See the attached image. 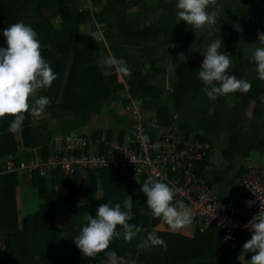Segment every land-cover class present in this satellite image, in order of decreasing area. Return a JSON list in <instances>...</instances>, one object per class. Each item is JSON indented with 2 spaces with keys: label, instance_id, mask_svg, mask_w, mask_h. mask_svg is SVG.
<instances>
[{
  "label": "trees",
  "instance_id": "16d2710c",
  "mask_svg": "<svg viewBox=\"0 0 264 264\" xmlns=\"http://www.w3.org/2000/svg\"><path fill=\"white\" fill-rule=\"evenodd\" d=\"M137 2L138 0H105L101 10L89 12L79 9L78 0H0V47L7 46L3 36L6 27L21 21L30 25L42 45V57L56 75L51 87L40 90L37 97L45 96L50 99L51 104L46 107V111L51 117L72 116L78 125L85 124L90 114L96 110L98 102L108 97H116L126 103L130 97L139 96L141 121L150 120L151 117H145L144 114L151 111L152 119L164 125L173 122L174 113L188 92L208 102L222 103V95L213 99L205 95V85L198 76L201 66L183 57L174 61L172 55L175 68L171 90L164 88L165 69L161 58L150 60L145 70L131 72L124 84L117 81L115 73H102L93 65V35L80 33L78 25L106 21L111 13H123ZM160 5L168 11L165 41L169 42L171 37H179L181 31L188 27L175 29V14L171 12L174 3ZM54 17H58L56 26L52 24ZM219 38L223 41L219 51L230 54L232 67L229 73L237 78L241 77L243 67L240 60L239 34L228 32ZM179 51L173 49L172 53L177 54ZM261 82H251L248 96L254 97L253 89ZM60 88L61 96L57 100ZM12 119L6 117L0 120V161L4 156L14 153L17 148L14 133L8 131ZM18 133L24 147H39L41 156L47 155L49 135L45 122L32 124L27 113ZM98 135L99 131L93 133L95 137ZM104 137L109 140L107 133ZM234 140L235 136H232L226 150H231ZM74 153L78 154V151ZM204 166L205 161L198 163L196 171L202 174ZM93 172L96 173L102 193L96 202L92 201L83 207L86 213L95 217L96 206L101 203L109 206L120 203L123 207L129 196L133 200V219L129 223L143 229L140 239L154 231L167 244V248L149 247L140 250L137 247L140 239H133L131 243L137 247L136 264H178L189 260H193V264H239V246L231 248L224 244L220 233L213 226L201 231L196 229L191 237L155 230L154 226L160 219L154 218L146 205L147 197L141 190L145 179L135 182L129 173L111 172L108 169L87 170L88 174ZM76 174L77 172L65 177L58 167H54L47 180L36 170H32L30 184L36 189L40 202L34 212L18 218L14 188L8 184L6 175L0 172V264H102L99 258L105 256L104 252L92 259L85 258L73 242L86 221L85 215H77L76 203L68 195L65 194L68 215L64 226L56 228L52 223L54 192L56 188L67 191L66 188L70 187ZM134 188L137 191L136 196L131 192ZM63 231L70 233L67 242H53ZM117 231H122L119 226ZM126 243L122 236L115 237L106 251H115L119 256H126ZM244 256L250 260L252 253H245Z\"/></svg>",
  "mask_w": 264,
  "mask_h": 264
},
{
  "label": "crops",
  "instance_id": "0c3cea01",
  "mask_svg": "<svg viewBox=\"0 0 264 264\" xmlns=\"http://www.w3.org/2000/svg\"><path fill=\"white\" fill-rule=\"evenodd\" d=\"M177 0H138L132 7L123 13L113 12L109 19L100 23H80L78 31L83 34L92 33V54L95 65L102 73H115L117 81L125 83L131 72L145 70L150 60L161 58L165 69L164 88L171 90L174 81V61L186 58L201 66L204 50L220 35L228 32L239 34L240 60L243 67V75L238 79H247L250 82L257 81L255 65L249 62L246 44H257V33H264V0H216V5L209 8V12H216V23L202 28L196 34L192 26L180 21L175 5L171 12L175 14V29L188 27L181 31L179 37H171V41H165L167 29L168 11L161 6L162 3H174ZM105 0H78L79 9L89 12L101 10ZM58 23V17L52 19L53 26ZM180 50L173 54L172 50ZM115 57L122 59L130 70L125 75L117 71H106L101 67V57ZM232 64L229 68L231 70ZM254 97L247 93H229L222 95V103L208 102L197 98L192 92L184 97L180 107L175 111L173 124L182 132L195 133L210 141L212 150L205 160L202 176L216 185L220 195L236 197L235 180L243 170L245 164H253L264 167V81L254 87ZM61 96V88L56 99ZM35 94L29 101L30 104L37 99ZM140 97H130L126 103L119 98L108 97L98 102L97 108L92 112L83 125H78L72 116L51 117L44 113L45 125L49 135L47 149L51 146V140L59 135L74 133L80 136L85 144L92 143L95 139L105 136L109 139L118 138L124 132L132 130L138 123V105ZM32 124H39L30 115ZM145 117L153 118V112L148 111ZM42 117V118H43ZM41 122V121H40ZM65 128V129H63ZM99 131L97 137L94 132ZM16 151L4 156H37L41 155L39 147H24L18 132L14 133ZM235 136L231 150H226L229 140ZM47 150V152H48ZM0 161V162H1ZM3 173V172H1ZM8 184L14 188L15 204L18 218L35 211L38 205L37 191L30 184V176L26 172H5ZM51 172L45 177L47 180ZM135 182H138L135 180ZM56 188L53 197L54 215L53 226L62 228L68 215V204L65 196L77 206V215H85L83 206L97 201L102 193L96 173L88 174L77 172L70 187ZM61 192V193H60ZM132 195L136 196V189H132ZM66 194V195H65ZM76 197V198H73ZM40 201V200H39ZM62 201L65 204L63 210L56 205ZM173 203H175L173 201ZM98 206H96L97 211ZM193 226L192 224H190ZM189 226V225H188ZM155 230L176 233L191 237L194 227H185L178 231H172L161 220L154 226ZM69 232H61L53 242L66 243ZM141 233L134 240H138ZM126 256H118V264H136L137 251L133 243L125 245ZM102 264H107L106 255L99 258ZM248 260L244 259V264ZM193 264V260L178 264ZM243 263V259L240 264ZM248 263V262H247Z\"/></svg>",
  "mask_w": 264,
  "mask_h": 264
},
{
  "label": "clouds",
  "instance_id": "9594fccd",
  "mask_svg": "<svg viewBox=\"0 0 264 264\" xmlns=\"http://www.w3.org/2000/svg\"><path fill=\"white\" fill-rule=\"evenodd\" d=\"M216 5V0H177L175 7L180 21L192 26L196 34L200 29L216 23L217 13L209 12ZM258 43L247 46V56L250 63L255 65L256 79L264 81V33H257ZM6 47H0V120L12 117L8 131L16 133L21 130L26 114L30 113L34 121L41 119L49 98L39 96L32 104L30 99L40 90L50 88L56 75L50 64L42 57L41 43L36 31L24 22H16L3 31ZM223 41L218 38L204 50L203 62L198 72L199 79L205 85L204 93L210 99L229 93H247L251 82L238 79L229 73L231 66L230 54L221 53L219 49ZM50 47V45H44ZM101 67L106 71L115 70L128 75L130 70L122 59L101 57ZM142 192L146 195V205L154 218L160 219L172 231H178L191 224L192 210L182 200L173 203L175 190L163 181L154 179L151 175L143 181ZM256 201H248L251 207ZM133 200L131 197L115 206L101 203L95 217L85 214L86 221L79 234L73 238L76 247L83 257L92 259L104 252L107 264H118L115 251L107 252L115 237H123L131 242L142 232V228L129 223L133 219ZM122 231L118 232L117 227ZM250 229L251 238L244 243L242 253H252L248 264H264V209L255 215L245 225ZM140 250L149 247L167 248L166 242L156 232L147 234L137 245Z\"/></svg>",
  "mask_w": 264,
  "mask_h": 264
},
{
  "label": "built area",
  "instance_id": "2783aa9c",
  "mask_svg": "<svg viewBox=\"0 0 264 264\" xmlns=\"http://www.w3.org/2000/svg\"><path fill=\"white\" fill-rule=\"evenodd\" d=\"M138 123L121 135V139L107 140L104 136L86 145L74 133L59 135L50 142L45 157L7 156L1 161L0 172L36 170L46 177L54 167L63 176L75 172L108 169L131 174L135 180L151 175L172 187L174 202L182 200L192 210L191 224L213 226L222 242L231 248L243 245L251 238L245 225L264 209V167L245 164L235 180L236 197L220 195L218 188L196 171L212 150L209 140L195 133L179 131L175 125L159 124L154 119ZM74 151H78L75 154ZM248 201H256L251 207Z\"/></svg>",
  "mask_w": 264,
  "mask_h": 264
},
{
  "label": "rangeland",
  "instance_id": "374dc122",
  "mask_svg": "<svg viewBox=\"0 0 264 264\" xmlns=\"http://www.w3.org/2000/svg\"><path fill=\"white\" fill-rule=\"evenodd\" d=\"M45 111H46V109H45ZM46 113L48 114V112L46 111ZM40 121L41 122H45V118L43 117V118H41V119H39L38 120V122L40 123ZM63 129H65V128H63ZM22 158H24V157H27V156H21ZM73 198H76V197H73ZM40 201L38 200V203H39ZM55 203H57V201L55 202ZM56 205H58V206H60L63 210L65 209V204L62 202V201H60L59 203H57ZM87 205V204H86ZM38 206V205H37ZM36 206V207H37ZM85 206V205H84ZM83 206V207H84ZM34 209H36L35 207H34ZM193 225V224H192ZM187 227H194L195 228V230L197 229L198 231H201V230H203V229H205V228H207V227H199V226H195V225H193V226H191V225H189V226H187ZM1 240H2V236H1V234H0V247H1ZM239 255H240V258H239V264L241 263V261H242V259H243V263L242 264H244L245 262H244V259L245 260H247L246 258H245V256H244V254L245 253H242V252H239L238 253ZM249 261V260H248ZM190 264V263H189ZM246 264H248L247 262H246Z\"/></svg>",
  "mask_w": 264,
  "mask_h": 264
}]
</instances>
